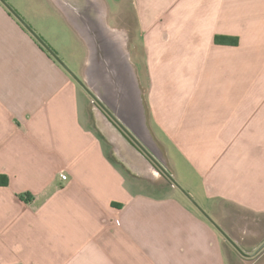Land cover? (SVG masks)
<instances>
[{"label": "crops", "instance_id": "0c3cea01", "mask_svg": "<svg viewBox=\"0 0 264 264\" xmlns=\"http://www.w3.org/2000/svg\"><path fill=\"white\" fill-rule=\"evenodd\" d=\"M118 1L135 15L142 59L111 38L109 9L100 24L120 61L135 56L138 100L145 69L134 113L149 146L253 252L264 240V0ZM82 96L0 4V264H229L232 247L188 196L168 180L167 194L148 192L146 168L115 141L122 164L106 152Z\"/></svg>", "mask_w": 264, "mask_h": 264}, {"label": "rangeland", "instance_id": "374dc122", "mask_svg": "<svg viewBox=\"0 0 264 264\" xmlns=\"http://www.w3.org/2000/svg\"><path fill=\"white\" fill-rule=\"evenodd\" d=\"M7 6H9L27 25H29L37 35H39L44 42L56 53L57 57L63 62V64L78 78H80L89 89L99 98H103L104 101L108 102L110 99L107 97V93L103 89V86H97L96 82L91 80V73L89 71L90 60L92 54L90 53L91 45L86 40L80 28L74 27L71 30L67 25L80 22V19H86L89 17L92 20H96L104 25V20L107 18L108 9L112 15L111 38L115 41L124 42V50L130 51L132 54L139 52L142 59V49L135 44L137 42V21L134 13L129 6L125 8L122 4L118 6V0H3ZM0 4L5 5L0 1ZM69 5L72 8L79 10V13L73 12L68 13ZM111 7L114 11H112ZM6 8V7H5ZM7 9V8H6ZM8 10V9H7ZM67 10V11H66ZM9 11V10H8ZM14 16V15H13ZM95 21V22H96ZM82 23V22H81ZM82 25V24H81ZM105 32V30H104ZM126 42V44H125ZM122 46V47H123ZM121 47V46H120ZM133 61H127L124 59V63L130 64V72L136 73V59L132 55ZM135 59V60H134ZM143 61L140 60V65ZM142 67V66H141ZM144 68V67H143ZM93 69V68H92ZM134 70V72H132ZM145 69H143L141 77L140 101L141 104L146 105L145 98L147 95L148 81L145 76ZM134 80V75H133ZM82 88V87H81ZM82 110L83 112L89 111L90 124L106 139L104 147L106 152L113 157L116 161L121 163L115 155V150L110 145L107 137L100 131L97 122L99 121L100 112L93 104V99L87 92L82 88ZM145 107V106H144ZM145 110H147L145 108ZM148 113V111L146 112ZM122 164V163H121ZM125 167V166H124ZM127 170V167H125ZM129 170V169H128ZM146 174H150L147 178H139L137 182L140 187L146 189L151 193L167 194V190H171V185L166 181L165 178L159 176L149 165L146 163ZM131 170L127 172V176L131 180L134 174ZM135 176V175H134ZM143 177V176H141ZM181 176L179 175V178ZM137 178V176H136ZM154 178V179H153ZM155 181V182H154ZM181 183V182H180ZM182 184V183H181ZM179 194V191H176ZM257 250V248H256ZM254 250L253 252H255ZM251 252V253H253ZM263 253V252H262ZM261 253V254H262ZM261 254L259 256H261ZM226 256L229 264H264V256L257 260L256 258L247 260L242 258L229 246L226 247ZM257 260V261H255Z\"/></svg>", "mask_w": 264, "mask_h": 264}, {"label": "water", "instance_id": "95a60500", "mask_svg": "<svg viewBox=\"0 0 264 264\" xmlns=\"http://www.w3.org/2000/svg\"><path fill=\"white\" fill-rule=\"evenodd\" d=\"M5 7L19 20L21 24L36 38V40L71 74L75 81L91 96L93 104L100 112L98 127L100 131L112 142H117L121 149L126 151L133 162L146 168L148 161L154 168L158 169L164 177L174 186L179 188L202 214L221 232L227 243L244 258H255L264 250L262 243L255 252L245 251L239 244L230 238L223 229L186 193V191L176 182L172 174L149 150L145 140L148 142L149 136L143 119L138 118V113L134 111L141 109L137 97L135 84L131 77V72L124 62L118 58L116 46L107 40L102 24L89 17L77 21V26L91 45L92 58L90 60L89 71L91 80L97 86H103L108 102L97 97L80 78L74 75L57 57L44 40L35 33L3 0H0ZM96 21V22H95ZM82 22V23H81ZM82 24V25H81ZM93 68V69H92ZM142 111V109L140 110ZM140 114V112H139ZM141 115V114H140ZM138 122V123H137ZM145 139V140H144Z\"/></svg>", "mask_w": 264, "mask_h": 264}, {"label": "flooded vegetation", "instance_id": "af4514ba", "mask_svg": "<svg viewBox=\"0 0 264 264\" xmlns=\"http://www.w3.org/2000/svg\"><path fill=\"white\" fill-rule=\"evenodd\" d=\"M146 144H147V146H148V148H149V150L152 152V154L159 160V162L166 168V169H168L167 167H166V164L163 162V159L161 158V156H160V154L155 150V149H153V147H151V146H149V144H148V142L146 141ZM146 163H148V165L159 175V176H162L163 178H165L164 177V175L158 170V169H156V168H154L148 161H146ZM166 179V178H165ZM167 180V179H166ZM262 243H264V240H263V242ZM261 243V244H262ZM260 244V245H261ZM236 252V251H235ZM237 253V252H236ZM238 254V253H237ZM242 258H244V257H242ZM244 259H247V260H251V259H253V258H244Z\"/></svg>", "mask_w": 264, "mask_h": 264}, {"label": "built area", "instance_id": "2783aa9c", "mask_svg": "<svg viewBox=\"0 0 264 264\" xmlns=\"http://www.w3.org/2000/svg\"><path fill=\"white\" fill-rule=\"evenodd\" d=\"M61 178H62V180H66V179H67V175L62 174V175H61Z\"/></svg>", "mask_w": 264, "mask_h": 264}, {"label": "trees", "instance_id": "16d2710c", "mask_svg": "<svg viewBox=\"0 0 264 264\" xmlns=\"http://www.w3.org/2000/svg\"><path fill=\"white\" fill-rule=\"evenodd\" d=\"M218 40V39H217ZM40 44V43H39ZM41 45V44H40ZM41 47L43 48V49H45L42 45H41ZM46 50V49H45Z\"/></svg>", "mask_w": 264, "mask_h": 264}]
</instances>
